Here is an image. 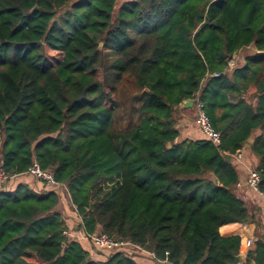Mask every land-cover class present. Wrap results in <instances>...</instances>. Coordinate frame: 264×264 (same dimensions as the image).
<instances>
[{
	"label": "trees",
	"instance_id": "trees-1",
	"mask_svg": "<svg viewBox=\"0 0 264 264\" xmlns=\"http://www.w3.org/2000/svg\"><path fill=\"white\" fill-rule=\"evenodd\" d=\"M66 1L0 0L3 170H53L87 236L173 264H239V236L218 230L258 224L232 193L231 156L249 147L264 196V54L230 63L248 47L264 53V0H78L57 18ZM195 94L218 147L179 139L176 116ZM7 183L0 264H137L66 238L58 189ZM251 254L264 264L262 237Z\"/></svg>",
	"mask_w": 264,
	"mask_h": 264
},
{
	"label": "crops",
	"instance_id": "crops-1",
	"mask_svg": "<svg viewBox=\"0 0 264 264\" xmlns=\"http://www.w3.org/2000/svg\"><path fill=\"white\" fill-rule=\"evenodd\" d=\"M126 1H130V0H126ZM131 36L133 37L134 34H132ZM247 54L249 55L252 53L248 50L239 51L238 54L234 56V60L233 62H231V66L234 64L235 61H237L238 63L239 61L243 62V59ZM180 107L182 108V106ZM190 110L192 111L193 108L187 110L183 109L182 111H180V113H178L176 128L179 132V139L180 140L189 139L192 141L204 140L199 130L193 123V121H190L187 118L186 113ZM193 116H194V111H193ZM259 134L260 131H255L252 134V138L258 136ZM252 138L250 139L251 141ZM241 154H242V158L239 162L235 161L231 157L232 164L234 165L238 176V182L232 187V193L235 195L236 198L240 199L246 205L250 215L255 218L258 224L253 222L249 224H228L219 228L218 233L221 237L239 236L240 242L244 243L245 241L251 240L254 245V243L258 240L259 237H262L264 240V196L262 194H257L248 187H246L248 172L251 169H256L257 158L251 154L248 146L242 148ZM19 184L28 185L30 188L33 189H38L42 187V185L38 183L36 180H34L32 177H30L27 174H24L21 176L12 177L9 180V183H7L6 188L9 190H13ZM58 192H60L61 195V200L58 205L59 207L62 205V202L66 201L65 196H67L68 199L69 196L64 189L62 190L58 189ZM63 216L66 219L65 222L68 228L67 230L70 231V235L74 239V241L81 243L83 247L86 249L91 247V243L89 241L85 239H81L82 234L80 231L81 229L79 228L80 224L76 225V228H74L71 225H68L67 219L70 218L69 215L65 214ZM74 217H76L75 213H74ZM251 250H253V247L250 249V251ZM250 251L248 250V252L245 253L243 250L244 253L243 255H240L242 257H240L239 264H254V258H253L254 256L252 254L250 255ZM90 253L92 260L97 261L99 259L98 255H94L95 253L93 254L92 251ZM135 254L136 256L134 258V261L137 264H155L145 253L136 252Z\"/></svg>",
	"mask_w": 264,
	"mask_h": 264
},
{
	"label": "built area",
	"instance_id": "built-area-1",
	"mask_svg": "<svg viewBox=\"0 0 264 264\" xmlns=\"http://www.w3.org/2000/svg\"><path fill=\"white\" fill-rule=\"evenodd\" d=\"M231 67V63H230ZM218 75H213V77H217ZM193 103V111H194V116H193V123L199 130L201 136L203 137L204 140L208 141L210 144H212L214 147H218L221 144V135L220 133L216 132L212 124L206 114L205 111V106L204 104L200 101L199 95L195 94L194 98L191 99ZM235 161H240L242 158L241 151L232 155L231 156ZM30 177H32L34 180L41 182L45 184L47 187L50 188H55V189H64L66 191V188L64 185H59L55 179H54V172L53 170H43L39 166V164L34 160L32 161L30 167L28 168V171L26 173ZM12 177L8 175L2 168V164L0 163V185L6 184ZM261 175L256 169H251L248 172V177L246 180V187L251 189L257 194H261L258 190V186L260 183ZM67 192V191H66ZM75 210V208H74ZM81 231V239H85L89 241L94 247H96L100 251H105V252H117V251H126L128 253H136V252H143L145 253L155 264H173L170 261H168L166 258L159 260L155 257V255L151 252H147L135 245H132L126 241H119L115 240L113 238L108 237L105 234L96 232L90 236H87L84 234L82 230ZM63 235L70 239L74 240L71 235L70 231L67 230L63 232ZM242 251L240 255H243V253H247L248 250L253 247V243L251 240L240 242ZM244 250V252H243ZM242 257V256H240Z\"/></svg>",
	"mask_w": 264,
	"mask_h": 264
},
{
	"label": "rangeland",
	"instance_id": "rangeland-1",
	"mask_svg": "<svg viewBox=\"0 0 264 264\" xmlns=\"http://www.w3.org/2000/svg\"><path fill=\"white\" fill-rule=\"evenodd\" d=\"M78 0H67L66 3L64 4L62 10H60L57 14V18L60 17L62 15V13L64 12V10L67 9V7H69L70 5L74 4L75 2H77ZM126 0H118V4H121L122 2H124ZM113 57L110 58V60H112ZM239 63L237 61L234 62V64L231 67H238ZM118 92L120 93V95H122V97H120L121 99H129L130 95L133 93L132 90V86L131 84H129L128 82H126L125 80H123V86L121 88L118 89ZM129 104V101L126 102ZM187 118L190 121H193V110L188 111L186 113ZM178 117V115L176 116V118ZM125 119V118H124ZM120 126L125 128L127 126V121H123L120 123ZM64 193V192H63ZM66 194V193H65ZM66 197V201L62 202V205L56 208V211L61 213L62 215H69V219H67L68 221V225H71L72 227L76 228V225H79L80 223V219L74 217V209L73 207L70 205V201L69 199Z\"/></svg>",
	"mask_w": 264,
	"mask_h": 264
},
{
	"label": "water",
	"instance_id": "water-1",
	"mask_svg": "<svg viewBox=\"0 0 264 264\" xmlns=\"http://www.w3.org/2000/svg\"><path fill=\"white\" fill-rule=\"evenodd\" d=\"M101 47H102V44H100L99 48L101 49ZM243 50H248V51H250V52H251L252 54H254V55L264 54V53H258V52H256L252 47H248V48L243 49ZM181 106H182V108L185 109V110H187V109H192V107H193V103H192L191 100H188V101H185ZM248 143L251 144L252 141L249 140ZM226 160H229V157H226Z\"/></svg>",
	"mask_w": 264,
	"mask_h": 264
}]
</instances>
